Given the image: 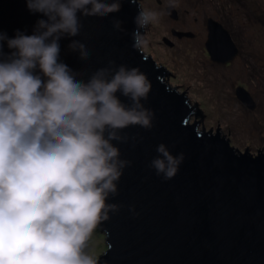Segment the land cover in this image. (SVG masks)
Here are the masks:
<instances>
[{"label":"clouds","instance_id":"1","mask_svg":"<svg viewBox=\"0 0 264 264\" xmlns=\"http://www.w3.org/2000/svg\"><path fill=\"white\" fill-rule=\"evenodd\" d=\"M130 2L138 7L131 37L139 49L159 13ZM26 6L44 14L30 33L0 31V264H98L90 238L118 209L108 197L130 163L114 141L127 140L120 129L129 124L151 127L152 111L142 102L149 82L138 66L124 63L85 79L62 58L65 35L82 56L91 55L79 36L81 12L106 16L121 0H26ZM113 26L122 28V21ZM156 152L149 166L170 178L182 154L162 141Z\"/></svg>","mask_w":264,"mask_h":264},{"label":"water","instance_id":"2","mask_svg":"<svg viewBox=\"0 0 264 264\" xmlns=\"http://www.w3.org/2000/svg\"><path fill=\"white\" fill-rule=\"evenodd\" d=\"M165 10L178 18L172 3ZM137 11L136 3L121 0L120 9L106 16L81 12L79 36L89 43L88 57L71 46L72 35L60 38L62 58L85 79L99 67L124 63L138 66L149 82L142 102L152 111L151 127L129 124L120 129L127 140L114 141L130 163L117 181V193L108 197L118 209L96 226L107 246L97 256L98 264H264V129L255 128L263 141L256 154L247 145L243 151L235 148L217 120L214 132L205 130L203 113L185 96L186 88L179 92L170 86L167 68L157 65L149 52L132 47ZM43 15L29 10L26 0H0V31L9 36L17 28L30 33ZM116 18L122 28L113 26ZM206 29L209 58L232 61L239 48L230 32L210 16ZM172 33L192 36L189 31ZM4 51H10L6 44ZM235 96L248 109L257 107L242 85L235 87ZM161 141L174 155L182 154L167 179L149 166Z\"/></svg>","mask_w":264,"mask_h":264},{"label":"rangeland","instance_id":"3","mask_svg":"<svg viewBox=\"0 0 264 264\" xmlns=\"http://www.w3.org/2000/svg\"><path fill=\"white\" fill-rule=\"evenodd\" d=\"M159 15L145 26L146 42L140 47L150 53L157 65L169 71L168 81L177 91L194 101L201 112L205 130H219L235 148L247 145L256 154L263 141L255 128L264 129V0H139ZM172 3L178 19L171 18L165 7ZM219 21L239 48L229 65L212 62L205 49L206 18ZM189 31L193 36L172 33ZM242 85L250 92L257 107L250 110L235 96ZM96 257L106 249L104 234L96 227L90 238Z\"/></svg>","mask_w":264,"mask_h":264},{"label":"flooded vegetation","instance_id":"4","mask_svg":"<svg viewBox=\"0 0 264 264\" xmlns=\"http://www.w3.org/2000/svg\"><path fill=\"white\" fill-rule=\"evenodd\" d=\"M177 19H178V18H177ZM206 19H207V18H206ZM193 35H194V34H192V36H193ZM212 62H214V61H212ZM214 63H216V64H222V63H219V62H214ZM229 63H230V62H228V63H226V64H222V65L225 67V66L229 65Z\"/></svg>","mask_w":264,"mask_h":264}]
</instances>
